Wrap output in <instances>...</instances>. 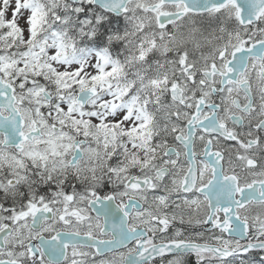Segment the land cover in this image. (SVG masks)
I'll list each match as a JSON object with an SVG mask.
<instances>
[{"label":"snow or ice","instance_id":"1","mask_svg":"<svg viewBox=\"0 0 264 264\" xmlns=\"http://www.w3.org/2000/svg\"><path fill=\"white\" fill-rule=\"evenodd\" d=\"M0 264H264V0H0Z\"/></svg>","mask_w":264,"mask_h":264}]
</instances>
